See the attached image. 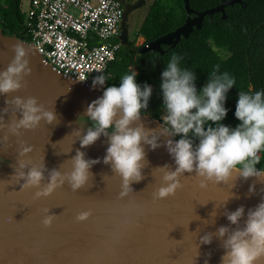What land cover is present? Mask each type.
Masks as SVG:
<instances>
[{
	"label": "water",
	"instance_id": "1",
	"mask_svg": "<svg viewBox=\"0 0 264 264\" xmlns=\"http://www.w3.org/2000/svg\"><path fill=\"white\" fill-rule=\"evenodd\" d=\"M183 1L187 13L184 23L140 46V52L162 55L163 46L173 48L194 29H200L205 16L221 13L225 19L226 6L236 3L245 7L243 0H228L204 11H194L189 0ZM120 2L125 8L119 36L123 44L127 39L128 14L141 8L144 1L131 6ZM17 42L28 50L31 73L23 77L18 91L0 96V108L5 106V99L32 96L45 109L53 110L59 123L41 121L31 130H19V135H12L7 127L0 130V264H204L205 260L208 264H220L224 251L221 240L213 235L210 244H202L200 237L207 232L214 234L221 225L235 227L226 219L225 210L243 205L246 215L264 196L261 191L264 180L238 178L225 184L208 181L201 187L203 178L185 172L179 177L181 187L173 195L157 199L154 193L163 181L156 167L167 164L170 169L175 168L163 144L175 137L161 136V146L155 150L144 145L147 164L142 169L143 178L131 182V190L120 196L121 177L103 162L107 138L102 135L92 145L81 148L73 132L89 126L79 124L78 117L84 116L87 105L102 93L90 84L59 75L30 44L2 32L0 70L13 59L11 46ZM8 107L9 114H5L4 120L10 123L12 110ZM142 116L145 127L159 128V119ZM6 134L7 142L3 140ZM23 146H30L32 151L21 157ZM77 149L86 158L100 161L91 167L92 177L84 187L73 191L65 182L49 196L39 198L35 196L37 188L21 187L23 180L19 181L15 175L18 161L24 160L29 167L44 163L43 187L48 170L57 168L62 173L71 170L70 158ZM252 183L256 190L249 193ZM44 209L56 215L47 227L42 224ZM82 211H90L91 215L85 221H77L76 216ZM258 264H264V258Z\"/></svg>",
	"mask_w": 264,
	"mask_h": 264
},
{
	"label": "clouds",
	"instance_id": "2",
	"mask_svg": "<svg viewBox=\"0 0 264 264\" xmlns=\"http://www.w3.org/2000/svg\"><path fill=\"white\" fill-rule=\"evenodd\" d=\"M11 47L13 59L0 70V96L18 91L23 77L31 73L25 46L17 42ZM181 59L173 53L160 72L162 115L159 128L145 127L142 121V112L149 106L153 88L148 82H137L136 70L123 72L118 83L106 84L110 74L102 71L91 77V87L100 88L102 94L87 105L84 116L78 117L79 124L88 123L89 126L83 131L77 128L73 132L81 148L92 145L102 135L107 138L103 162L121 177L120 196L131 190V182H139L143 178L142 169L147 164L144 145L155 150L161 146V136L177 138L163 142L175 168L172 170L167 164L156 167L162 173L163 181L154 193L157 199L173 195L181 187L179 177L185 172H194L203 178L201 187H205L208 181L225 184L238 178L264 180V168L257 167L259 153L264 151V89L237 90L233 115L238 123L234 127L229 126L223 123L228 114L225 104L229 89L235 87V77L213 66L198 89L199 77L190 68L182 66ZM150 63L154 68L155 59L150 58ZM4 104L0 108V130L7 127L12 135H19L21 129L31 130L41 121L59 123L56 113L45 109L35 97L15 96L11 100L5 99ZM9 105L12 120L7 123L4 116L9 114ZM3 140L7 142V134ZM31 151L30 146H23L19 155L24 157ZM70 161L72 167L68 172L62 173L57 168L48 170L47 183L43 187L44 163L29 167L28 163L20 160L15 175L19 181L23 180L21 187L38 189L35 192L37 198L49 196L65 182L76 191L88 183L92 177L91 167L100 161L99 158H86L80 149ZM233 186L234 183L231 188ZM255 190V183L250 184L249 193ZM261 191L264 192V188ZM43 212L42 224L50 226L56 215L48 209ZM224 214L235 227L230 229L221 225L214 234L207 232L201 236L200 242L210 244L213 235L221 240L224 251L220 264H258L264 258V196L247 210L246 215L243 205L232 211L225 210ZM90 215V211H82L76 220L85 221ZM204 264L208 261L205 260Z\"/></svg>",
	"mask_w": 264,
	"mask_h": 264
},
{
	"label": "trees",
	"instance_id": "3",
	"mask_svg": "<svg viewBox=\"0 0 264 264\" xmlns=\"http://www.w3.org/2000/svg\"><path fill=\"white\" fill-rule=\"evenodd\" d=\"M28 0H0V25L11 35L28 41L24 34L26 17L22 3ZM228 0H189L194 11H204ZM245 7L234 3L225 7L227 18L221 13L213 17L205 16L200 29H194L182 38L175 47L163 46L164 54L147 52L144 63L138 67L137 82L152 85L153 94L147 111L142 115L158 119L162 113L159 93V78L163 65L173 54L181 59V65L193 70L199 77L197 83L204 84L206 76L218 66V71H228L235 77L234 92L228 93L225 106L228 114L223 123L234 127L238 121L234 117L237 90L255 91L264 89V0H243ZM187 13L183 0H154L138 29L135 37L144 39V45L180 27ZM150 58L155 59L152 67ZM133 61L126 53L119 52L105 73L110 74L108 83H118L119 76L130 69ZM200 86H197L199 89ZM88 124V123H87ZM177 137H175L176 139ZM257 165L264 168V151H261Z\"/></svg>",
	"mask_w": 264,
	"mask_h": 264
},
{
	"label": "built area",
	"instance_id": "4",
	"mask_svg": "<svg viewBox=\"0 0 264 264\" xmlns=\"http://www.w3.org/2000/svg\"><path fill=\"white\" fill-rule=\"evenodd\" d=\"M28 2L27 42L56 73L91 85L92 76L107 71L121 47L124 7L120 0Z\"/></svg>",
	"mask_w": 264,
	"mask_h": 264
},
{
	"label": "flooded vegetation",
	"instance_id": "5",
	"mask_svg": "<svg viewBox=\"0 0 264 264\" xmlns=\"http://www.w3.org/2000/svg\"><path fill=\"white\" fill-rule=\"evenodd\" d=\"M123 2H124V5H129V6L135 5L137 3V2L136 3H132V0H123ZM136 10H134V11H136ZM124 11H125V8H124ZM131 13L128 14V19H127V24H126L127 29H128V22H129V17H130ZM0 32H2L4 35H7V36H13L11 34L8 35L9 32L6 29L3 30V27L1 25H0ZM126 36H127L126 42L121 44L119 52L120 53L121 52H123V53L125 52L127 57L131 58L133 63H131L130 69L137 71L138 67H140L141 64L144 63L143 55L145 53H147V52L142 53V52L139 51L140 46L144 45V39L141 41V43H138L137 40H136L137 37H134V38L131 37L129 32L127 33ZM161 115H162V113L158 117V119L160 121H161V119H160Z\"/></svg>",
	"mask_w": 264,
	"mask_h": 264
},
{
	"label": "rangeland",
	"instance_id": "6",
	"mask_svg": "<svg viewBox=\"0 0 264 264\" xmlns=\"http://www.w3.org/2000/svg\"><path fill=\"white\" fill-rule=\"evenodd\" d=\"M140 0H132V3H136ZM144 1V5L137 9L136 11H133L130 14L129 17V22H128V32L130 34L131 37H135L136 33L138 32V29L140 28V25L142 24L150 5L153 3L154 0H143ZM29 9V2L28 1H24L22 3V12L24 13L25 17H27V12ZM138 43H141V41L143 40L142 37L137 36L136 38ZM147 117H150L149 114ZM161 123V121H160ZM261 155V154H260Z\"/></svg>",
	"mask_w": 264,
	"mask_h": 264
}]
</instances>
